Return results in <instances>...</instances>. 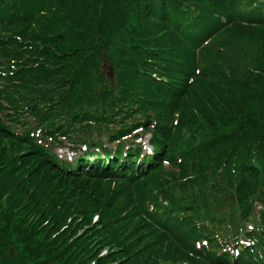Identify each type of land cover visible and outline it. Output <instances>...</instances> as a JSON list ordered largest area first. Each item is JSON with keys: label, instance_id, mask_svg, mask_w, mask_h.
I'll return each mask as SVG.
<instances>
[{"label": "trees", "instance_id": "obj_1", "mask_svg": "<svg viewBox=\"0 0 264 264\" xmlns=\"http://www.w3.org/2000/svg\"><path fill=\"white\" fill-rule=\"evenodd\" d=\"M0 264H264V0H0Z\"/></svg>", "mask_w": 264, "mask_h": 264}, {"label": "rangeland", "instance_id": "obj_2", "mask_svg": "<svg viewBox=\"0 0 264 264\" xmlns=\"http://www.w3.org/2000/svg\"><path fill=\"white\" fill-rule=\"evenodd\" d=\"M149 138H150V135H146L143 139H139L138 142L139 143H142L143 145V150H144V153L145 154H150L151 153V145L149 143ZM114 146V145H113ZM58 155L64 159V160H67V161H74L75 159H77V157L80 155V152L77 154V153H71L69 152L68 150L66 149H62L60 148L58 151H57ZM165 168H170L169 165H165ZM16 253L17 251L15 250V248H10L9 249V254L11 256H16Z\"/></svg>", "mask_w": 264, "mask_h": 264}]
</instances>
